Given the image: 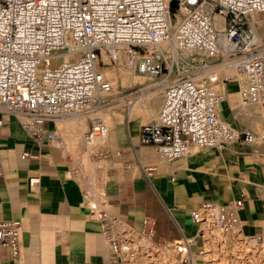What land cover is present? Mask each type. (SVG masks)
<instances>
[{
	"label": "built area",
	"instance_id": "2783aa9c",
	"mask_svg": "<svg viewBox=\"0 0 264 264\" xmlns=\"http://www.w3.org/2000/svg\"><path fill=\"white\" fill-rule=\"evenodd\" d=\"M255 14H264V0H0V126L2 115H11L41 141L49 120L103 111L113 90L99 70L104 57L136 66L162 89L156 118L142 126L140 140L163 159L192 147L264 144V136L219 116L224 95L215 87L235 77L239 107L264 117V39ZM139 93L128 91L127 103ZM106 135L104 119L95 116L83 141L93 146ZM82 204L100 224L108 264H264L263 236L243 232L241 198L201 200L189 212L196 235L174 241L156 239L151 219L140 228L120 220L100 198L85 195ZM22 227L19 220L0 221V250L12 258L20 252Z\"/></svg>",
	"mask_w": 264,
	"mask_h": 264
},
{
	"label": "crops",
	"instance_id": "0c3cea01",
	"mask_svg": "<svg viewBox=\"0 0 264 264\" xmlns=\"http://www.w3.org/2000/svg\"><path fill=\"white\" fill-rule=\"evenodd\" d=\"M152 81L121 82L101 112L45 122L41 141L29 137L15 117L2 115L0 221L19 220L23 227L19 255L0 250V264H108V246L99 222L82 204L85 195L102 199L107 212L135 228L144 218L153 220L155 237L162 241L196 235L189 212L201 200L241 198L243 232L264 238V144L192 147L188 154L163 159L140 140L142 126L155 120L161 105L162 89ZM215 87L224 95L219 116L264 136V117L254 107H239L237 79ZM130 90L140 93L128 104ZM95 116L104 119L107 135L88 154L92 171L77 174L85 152L80 141ZM97 150L105 156H95ZM23 152L28 155L21 157ZM145 166L154 169L146 175ZM32 177L38 181L29 185Z\"/></svg>",
	"mask_w": 264,
	"mask_h": 264
},
{
	"label": "rangeland",
	"instance_id": "374dc122",
	"mask_svg": "<svg viewBox=\"0 0 264 264\" xmlns=\"http://www.w3.org/2000/svg\"><path fill=\"white\" fill-rule=\"evenodd\" d=\"M172 4L174 5L175 3L172 2ZM253 20L255 21L257 31L259 32L261 38L264 39V14H255L253 16ZM127 69L128 68L122 65L108 62V60L104 57L101 58L99 63V70L103 71L105 76L113 82V88L115 86L119 87L121 82H123V84H131L134 81L151 79V77L147 74H137L133 68H131L130 72H126L129 71ZM80 144L82 145L85 152H83V156L81 157V165L76 170L77 174L81 173V171L90 173L92 170L89 158L92 155L91 151H94V148L92 146H86L82 140L80 141Z\"/></svg>",
	"mask_w": 264,
	"mask_h": 264
},
{
	"label": "bare ground",
	"instance_id": "6f19581e",
	"mask_svg": "<svg viewBox=\"0 0 264 264\" xmlns=\"http://www.w3.org/2000/svg\"><path fill=\"white\" fill-rule=\"evenodd\" d=\"M121 63H122V61H121ZM124 66V65H123ZM127 68V67H126ZM134 71L137 73V74H142V73H140L138 70H137V67L135 66L134 68ZM127 70H129V71H126V72H130V68H128ZM125 72V71H124ZM78 125V124H77Z\"/></svg>",
	"mask_w": 264,
	"mask_h": 264
},
{
	"label": "trees",
	"instance_id": "16d2710c",
	"mask_svg": "<svg viewBox=\"0 0 264 264\" xmlns=\"http://www.w3.org/2000/svg\"><path fill=\"white\" fill-rule=\"evenodd\" d=\"M174 3H175V2H174ZM175 8H176V4L173 5V4L171 3V10L174 11Z\"/></svg>",
	"mask_w": 264,
	"mask_h": 264
}]
</instances>
